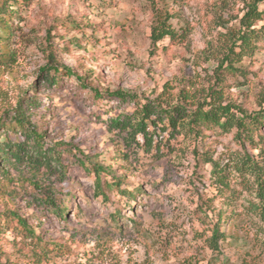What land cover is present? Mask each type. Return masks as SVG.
<instances>
[{
  "label": "rangeland",
  "instance_id": "obj_1",
  "mask_svg": "<svg viewBox=\"0 0 264 264\" xmlns=\"http://www.w3.org/2000/svg\"><path fill=\"white\" fill-rule=\"evenodd\" d=\"M220 2L18 0L11 4L14 14L4 16L12 31L9 41L4 39L6 30L0 25V117L17 111L22 103L23 115L45 128L49 141H72L85 155L98 154V162L109 169L108 175L122 177L136 194L135 200L120 199L111 188L106 190L110 201L101 200L94 171L88 164L85 168L65 162L66 175L57 180L41 170L38 179L60 189L56 201L69 210L65 221H60L50 210L36 207L34 197L18 184L7 186L18 190L15 196L0 199L1 211L40 217L45 241L58 245L43 264L209 262L211 252L198 234L203 226L195 214L197 197L210 196V166L194 174L193 163L177 154L128 164L120 158L124 144L105 123L120 108L128 113L133 108H118L115 101L100 107L101 102L94 103L92 93L76 77L101 92L122 89L151 100L160 96L176 101L181 91L186 95L210 87V91L222 93L226 100L248 112L257 110L264 103V51L258 60L245 59L251 72L247 79L225 74V81L219 84L213 78L217 63L211 58L212 51L221 49L225 40L220 38L227 33L216 28L213 20ZM153 6L170 13L171 25L179 34H185L184 39L173 42L166 38L157 50L151 49ZM242 10L238 2L225 11L227 29L235 30L239 25L233 18L242 16ZM50 54L59 66L72 69L73 75H64L58 84L43 80L39 71L46 67ZM9 56L12 58L7 60ZM10 137L20 139L14 134ZM225 144H233L230 136L213 139L212 147L220 154ZM3 168L10 169L14 179L19 173L32 175L23 168L13 170L9 163ZM63 177L65 181L60 182ZM139 188L140 193H136ZM66 191L72 194L67 203ZM11 239L9 231L3 241L8 252L13 251ZM12 260L30 264L27 256L17 252Z\"/></svg>",
  "mask_w": 264,
  "mask_h": 264
},
{
  "label": "trees",
  "instance_id": "obj_2",
  "mask_svg": "<svg viewBox=\"0 0 264 264\" xmlns=\"http://www.w3.org/2000/svg\"><path fill=\"white\" fill-rule=\"evenodd\" d=\"M17 1L0 0V25L4 26L7 34L4 39L8 41L12 31L4 16L14 14L11 4ZM238 2L243 5L244 14L233 18L239 22L235 30L227 29L229 20L224 17L225 11ZM153 14L155 19L149 35L153 51L166 38L173 42L184 39L185 34H179L171 25L170 13L153 6ZM213 20L216 28L227 30L220 38L225 40L221 49L212 51L211 58L217 63L213 78L219 84L225 81V74L247 79L251 72L244 64L245 59L258 60L264 51L261 45L264 43V0H221ZM2 52L0 46V54ZM206 55L209 61L210 46ZM39 73L52 84H58L64 75H73L72 69L59 66L51 54ZM76 81L92 93L94 103L101 102L102 108L112 101L117 102L118 108L124 105L133 108L131 113L120 108L118 114L108 117L105 123L108 131L124 144L120 158L128 164L148 159L157 161L177 154L193 163L194 174L210 166V196L197 197L195 214L196 221L203 226L198 234L211 252L207 264H264V103L248 112L226 100L222 93L210 91V87H201L186 95L181 91L173 101L160 96L151 100L122 89L101 92L87 87L82 77L77 76ZM21 105L17 111L0 117V199L15 196L18 189L9 190L7 186L18 184L34 197L36 207L44 212L50 210L58 220L65 221L69 210L60 206L55 196L60 189L39 180L38 174L44 170L57 180L66 175L68 164L85 168L88 164L94 171L95 187L101 200L110 201L106 190L111 188L120 199L135 200L136 194L129 189L126 180L108 175L109 169L98 162V154L85 155L72 141H49L46 129L24 116ZM222 136H230L233 144H225L224 151L218 154L212 143ZM5 163L13 170L23 168L32 175L19 173L14 179L11 170L3 168ZM28 188L31 191H27ZM71 196L66 191V203ZM30 216L22 217L16 211L0 209V264H18L12 260L14 252L27 256L30 264H43L58 247L45 241L40 217ZM9 231L12 252L6 251L3 244Z\"/></svg>",
  "mask_w": 264,
  "mask_h": 264
}]
</instances>
